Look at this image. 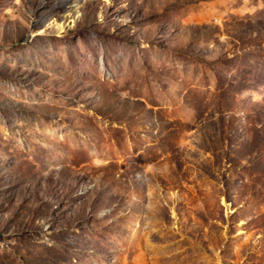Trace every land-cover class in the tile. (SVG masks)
<instances>
[{
    "label": "rangeland",
    "instance_id": "1",
    "mask_svg": "<svg viewBox=\"0 0 264 264\" xmlns=\"http://www.w3.org/2000/svg\"><path fill=\"white\" fill-rule=\"evenodd\" d=\"M0 264H264V0H0Z\"/></svg>",
    "mask_w": 264,
    "mask_h": 264
}]
</instances>
